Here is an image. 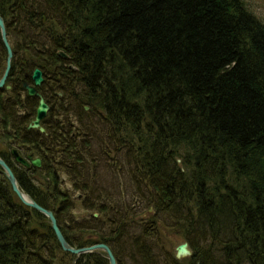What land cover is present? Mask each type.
Returning a JSON list of instances; mask_svg holds the SVG:
<instances>
[{
	"label": "trees",
	"instance_id": "16d2710c",
	"mask_svg": "<svg viewBox=\"0 0 264 264\" xmlns=\"http://www.w3.org/2000/svg\"><path fill=\"white\" fill-rule=\"evenodd\" d=\"M0 15V136L18 140L0 155L71 245L105 243L118 264H264V22L246 0H0ZM6 63L0 33V78ZM35 68L45 133L27 128ZM0 264L110 263L64 251L0 167Z\"/></svg>",
	"mask_w": 264,
	"mask_h": 264
},
{
	"label": "water",
	"instance_id": "95a60500",
	"mask_svg": "<svg viewBox=\"0 0 264 264\" xmlns=\"http://www.w3.org/2000/svg\"><path fill=\"white\" fill-rule=\"evenodd\" d=\"M0 33H1L2 42L7 50L6 68L3 72V75L0 78V89H1L5 86L7 79L9 77V74L12 68V60L14 56L13 48L8 38L6 22L2 15H0ZM58 54L64 58H68V55L64 51H59ZM31 79L33 83H29L28 81H25L23 84V88L25 89L29 97L38 98L39 103L36 108L35 118L29 123L28 129H38L41 132L45 133L46 129L43 126L42 121L47 118L48 113L51 110V106L47 102L43 93H41L39 90V87H41V85L43 84L45 80L42 69L35 68L31 74ZM7 87L10 88V86H7ZM86 109H89V107H86ZM12 154L17 163L27 168L31 166L40 168L43 165L42 158L35 157L34 154H30L27 157H24L18 152L17 149H12ZM0 167L2 168V171L4 175L6 176V178L9 180L13 191L17 194L20 200L25 205L35 209L36 211H38L39 213L47 217L48 221L50 222V226L53 229L55 236L64 251L70 252L76 255H81V254L90 253L96 250H102L106 253L110 264H118L113 250L110 248L109 245L105 243H97V244H93L90 246H84V247H75L71 245L69 241L66 239L64 233L62 232L54 212L48 208H45L41 204H39L29 193L21 189L18 178L15 175L13 169L1 155H0ZM95 215L97 216V214ZM191 255H192V251L189 247L188 242L182 243L177 248L176 256L178 258H183V257L191 256Z\"/></svg>",
	"mask_w": 264,
	"mask_h": 264
},
{
	"label": "rangeland",
	"instance_id": "374dc122",
	"mask_svg": "<svg viewBox=\"0 0 264 264\" xmlns=\"http://www.w3.org/2000/svg\"><path fill=\"white\" fill-rule=\"evenodd\" d=\"M246 2L249 5V8L264 22V0H246ZM5 86L7 87V85H5ZM58 93H60L61 95H59V96L62 97L63 93L61 91H58ZM86 107H89V106H86ZM87 110H89V109H87ZM51 111L52 110L49 111V114L51 113ZM34 118H35V116H33V118L31 120H29V123ZM29 123H28V125H29ZM10 142L12 144H15V145L18 144V140L16 138H13V137L6 138L5 136H0V149L1 150H7V147H8L7 145ZM15 149H17V148H15ZM22 155H24V154H22ZM67 185H68V187L72 188L71 183H68ZM74 214L77 217H81V215H85V214H87V212H85L84 209H77L74 212ZM163 223L164 222H162L161 224L163 225ZM161 229H163V232H165L168 235L169 239L173 242V246L176 249V251H177V248L179 247V245L186 242V240L183 238V234H181L180 232L173 231V230H170L168 232L167 230H165L164 225H163V228H161ZM189 247H190V245H189ZM190 249H191V247H190ZM191 251H193V250L191 249ZM192 254H193V252H192ZM187 257H189V256H187ZM187 257H183V258H187Z\"/></svg>",
	"mask_w": 264,
	"mask_h": 264
},
{
	"label": "flooded vegetation",
	"instance_id": "af4514ba",
	"mask_svg": "<svg viewBox=\"0 0 264 264\" xmlns=\"http://www.w3.org/2000/svg\"><path fill=\"white\" fill-rule=\"evenodd\" d=\"M44 74V73H43ZM44 78H45V76H44ZM39 101V100H38Z\"/></svg>",
	"mask_w": 264,
	"mask_h": 264
},
{
	"label": "bare ground",
	"instance_id": "6f19581e",
	"mask_svg": "<svg viewBox=\"0 0 264 264\" xmlns=\"http://www.w3.org/2000/svg\"><path fill=\"white\" fill-rule=\"evenodd\" d=\"M9 38V37H8ZM28 128V127H27Z\"/></svg>",
	"mask_w": 264,
	"mask_h": 264
}]
</instances>
